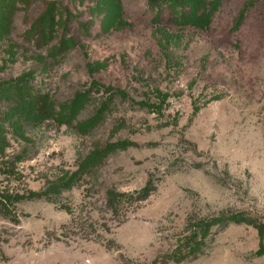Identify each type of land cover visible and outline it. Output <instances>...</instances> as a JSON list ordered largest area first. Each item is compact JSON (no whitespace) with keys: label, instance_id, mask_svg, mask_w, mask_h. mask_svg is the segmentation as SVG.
Returning <instances> with one entry per match:
<instances>
[{"label":"rangeland","instance_id":"374dc122","mask_svg":"<svg viewBox=\"0 0 264 264\" xmlns=\"http://www.w3.org/2000/svg\"><path fill=\"white\" fill-rule=\"evenodd\" d=\"M205 1L204 28L148 0L16 3L0 30V264H264V0ZM36 94L45 115L16 97Z\"/></svg>","mask_w":264,"mask_h":264},{"label":"trees","instance_id":"16d2710c","mask_svg":"<svg viewBox=\"0 0 264 264\" xmlns=\"http://www.w3.org/2000/svg\"><path fill=\"white\" fill-rule=\"evenodd\" d=\"M24 2L28 3L26 0H0V30L1 27L4 26V23L9 22L12 19V16L14 15V8L17 2ZM150 6L152 8H158L161 7L163 3H167L172 7V9L178 6H181L182 11L181 14L178 15L176 12L172 14V19L177 20L183 24H191L197 27H207L211 22V15L213 11H209L208 13H205L204 11L200 12V8L205 5V0H148ZM219 3V0L215 1L214 7H216ZM241 17L243 19V13L241 14ZM242 21V20H241ZM54 22V15H52V10L46 12L41 18H38L33 26L31 27V30L34 29L31 38H35V41L37 42H44L46 36H47V29L48 25L52 24ZM47 23V24H46ZM32 32V31H31ZM18 85V84H17ZM19 98V101L26 102L28 101L30 104H32L31 108L33 111H35L36 115H45L49 108L47 107L48 101L45 99L44 96H41L40 94H36L34 96H16ZM33 115V114H32ZM113 146H108L103 149H95L93 150L89 157L86 158V160L83 162L84 169L93 168L96 161H98L100 158L102 159L104 156V152L107 150H110ZM155 189L154 186L147 185L144 188L134 192V193H120L117 191H110L108 194L107 203L108 206L113 210L117 211L119 209L120 205H123V203L128 199V202L131 200V203H140L144 200H146ZM39 194V193H36ZM1 194H0V207L2 208L3 203L1 202ZM230 222H244V221H250L249 219L239 216V215H231L227 216V220ZM264 224H258L257 226L260 229V232H263ZM190 253V252H189ZM189 253L182 254L177 256L176 258L174 255H169V258H173L176 260L182 259L184 257H188ZM194 256H197V254H194ZM167 260H163L162 264H166Z\"/></svg>","mask_w":264,"mask_h":264}]
</instances>
